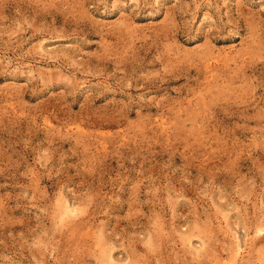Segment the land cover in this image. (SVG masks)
Segmentation results:
<instances>
[{
	"label": "rangeland",
	"instance_id": "374dc122",
	"mask_svg": "<svg viewBox=\"0 0 264 264\" xmlns=\"http://www.w3.org/2000/svg\"><path fill=\"white\" fill-rule=\"evenodd\" d=\"M0 264H264V0H0Z\"/></svg>",
	"mask_w": 264,
	"mask_h": 264
}]
</instances>
